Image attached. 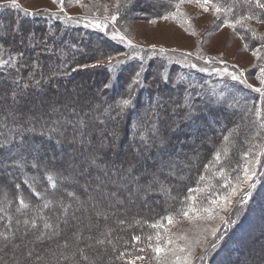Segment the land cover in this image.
<instances>
[{"label": "rangeland", "instance_id": "374dc122", "mask_svg": "<svg viewBox=\"0 0 264 264\" xmlns=\"http://www.w3.org/2000/svg\"><path fill=\"white\" fill-rule=\"evenodd\" d=\"M140 1L144 0H135V3L132 4L130 8L121 15L120 18H118L117 22V28L121 31V33L126 35V37L130 39L134 44L138 45V48L130 50L126 43H121L118 39H111V26L107 30L109 35H106L104 32H102L104 37L110 38L112 41L120 44L123 48L122 51L112 56L117 58H123L122 54L133 55L135 53H138L140 56L146 57L147 53L152 50L151 46L153 45L157 50L160 48H163L165 50L175 49L176 51L174 53H170V55L172 56L171 61L163 59L159 56H155L148 61V64L151 65L148 69L153 72L152 76L149 78V81H151V79H153V75L157 73V65H164L165 70L167 72L172 66H175L176 70H174L173 73L171 72V77L173 75V78H175L176 74L177 79L182 78V81L189 80V83H184L186 88L190 87L189 84L191 82L196 84L203 80L204 86H206L208 91L211 90V92L218 95V97H222L219 94L223 92V96L225 98H230V102L232 104L235 101H238V106L241 107L238 111H212L215 116L213 122L214 125L218 126L222 124V120L224 121L225 116L230 121L227 125V129L229 130L226 129L227 131L225 135H219L216 138L215 143L217 142V144H219L218 146H220V144L221 146H223L227 143L228 149L234 147L233 144L236 142L238 143V141H240V157L238 161H236L235 166L237 164L242 165L244 163V161H242L243 152L249 151V149H251L253 155H255V153L258 151L255 145L264 144V134L257 135L258 132L264 133V128H261V121H264V98H262L260 94L252 91L251 89L245 88L243 85L232 81L228 76H218L215 72L211 71V68L224 67V65L218 63L220 60H223L226 62L227 66H229L230 71L232 70L231 66L235 65L237 70H243L245 72L246 79L249 84H252L253 87H260L259 81L256 79L258 69L253 68V65L257 63V61L256 58L252 55L251 51L252 49H255L260 42L254 40L250 32L245 33L244 29L240 28L239 26L236 28V30H233L232 28L224 25L225 19L232 20L236 18H231L228 15V12H222L221 14H219V18H217V14H214L211 8L208 12H204L203 9L199 8L195 3H183L180 8V12L182 13V15L176 16L175 18L162 19L161 17L164 16L166 13L155 17L148 16L145 12L142 11V7L139 4ZM3 2H5V0H0V3ZM17 2L19 3L22 9H27L28 11L32 12L40 11L41 14L36 15L40 17L48 16V14L44 13L43 11L45 9H47L49 12H56L58 10L57 5L53 4L52 0H17ZM82 2L85 5L84 8H81L79 5L68 4L66 0L65 12L67 13V15L72 16L73 18H87L79 19V22H76V20L69 21L70 23L84 25L87 20H91L93 18L97 20H102L105 15V7H107L108 13H114L117 10L115 7L117 0H82ZM121 2H123V0H121ZM262 2H264V0H262ZM219 3L223 4L222 0H219ZM169 11L175 12V8L173 7V5L172 7L170 6L169 10L167 9V13ZM258 12H264V10L258 9ZM151 21L155 22L153 23ZM245 23L249 24L251 28L255 29L258 34H264V23L257 24L254 20L246 21ZM90 28L95 29L93 27ZM125 29H127L126 32L124 31ZM193 31L195 32V35L191 34ZM242 35L245 37L244 39L241 38ZM245 43L249 44V50H245ZM75 44L78 47V43ZM53 45H51V47ZM96 47L101 46L99 44H91L90 51L93 53L98 52V49ZM141 49H144L146 51L141 52ZM197 51H199V53L204 57H215L216 62L212 63L211 65H208L205 64L203 60L196 59ZM58 52L62 56L69 55L70 53L67 49L63 51H60L59 49ZM181 53H192L193 55L188 59L191 63L197 64L198 68L193 69L184 66V57L180 55ZM131 62H135L138 65L139 59L137 58L129 61V63ZM129 65L131 64H128V66ZM199 67H207L209 68V71L200 72L198 70ZM48 71L49 73H53L52 69L50 70V68ZM172 80H170L167 87H165L164 89L160 88V91L168 94L167 99L170 100L169 103L171 104H169V107L171 109L170 116L174 118V114H178L180 112L179 108H181L177 107V105H189L190 102H192V99H194V97L197 95L196 93L190 95L188 91L186 92V95L184 94V96L177 95L174 91H172V86L174 84V81ZM86 84L92 85V82L86 81L84 78H68L63 80L61 83H52L50 85L51 96L47 102L44 101L45 97L41 95V92H43L42 90L45 89L46 85L38 87V89L35 88L31 90V92L29 93L31 94V97L29 102L27 103L19 102V96L26 95L24 93L29 92V89L27 91L21 90L24 86L20 85L21 87H19L18 89L16 99L18 101L19 107L28 111H25L26 116L27 114L38 116L40 108L47 106L49 109L48 111L50 112L52 107H63V99H65L66 97L69 98L70 95H74L77 92L83 91V93L86 94V98L84 102H76V104L74 105L77 106V104H81L84 106L85 103H89L90 100H93V97L91 96V92L89 89L87 90L83 88V85ZM225 85H229V88H226ZM13 87L15 86L9 87L8 90L10 98L0 99V106L2 107V110L0 111V119L3 118L2 111L9 113V109H11L12 107L11 90ZM204 90L206 91V89ZM71 100L72 103H75L72 98ZM64 110L65 111L62 112V116L60 119V122L62 124L65 120H69L71 118H69L68 116L72 115V112L69 107L65 108ZM147 110V112L152 114L155 113V111L157 112L158 110L163 111V107L157 108L153 103L150 105V109ZM258 110L261 113L259 120L257 119ZM220 115H223V117H220ZM17 116L19 117V113H17ZM101 119L103 120V118ZM101 119L95 118L93 120H85L87 127H94L97 133V135L94 136L91 141H87V138L89 137L84 132H82L85 127L81 125L75 127L76 129L74 131L67 132L66 139L68 142L72 143V145H75V148H70L67 151L59 152L55 148H57L56 146L59 144L63 145L62 140H59L60 143L56 144V140L50 139V141H53V146L48 147V142L43 141V147H47L50 149L48 159L50 161H59L62 165V168L65 169V176H68L71 173L74 176L75 180L78 179L79 188L81 187V185H84L86 181L90 185H94L95 183L101 184L104 182L111 185L110 191L106 192V194L112 195V192H116V195H121L120 193L121 191H123V189L126 190V187H132V190H130L132 194L127 197V194L123 193L122 197H120V200H118L117 202L118 204H120V208L126 210L127 208L134 209V206H138V204L148 203L150 200H162L164 199V197L168 198V190L161 191L158 197L156 196V194H153L155 193L153 188L157 187V185H154L152 190L147 192L144 191L141 187L138 188L136 184V177L139 175V173H136L135 176H133L132 178L128 177V173L124 171V169L128 168L127 161L133 160V157L136 156L135 149H132V142L126 144L120 141V135H110V133L115 132V125L112 122H108L105 120L103 121L104 123L98 125V122L101 121ZM48 127L51 126L48 125ZM60 128H65V124L63 127ZM181 130L183 129L180 128L178 129V131H175V128H172V131L175 132H181ZM243 133L245 136L243 135ZM172 136L170 137V140L172 141H180L184 139L183 136H179L178 138H176L177 136ZM211 137L212 136L206 134L204 138H201V140L194 144H192V140L187 138L184 145L179 148L178 153L175 152L173 155L169 154L163 157L166 163L170 160L174 166H176L177 164H181L183 168L182 173H179V171L176 170V175L169 177L167 175L169 169L168 167H165L163 172L160 174V179L164 181L165 186H171V178H177V180H182L186 178V176L184 175L186 173V170L190 168L192 169L194 166L197 165L200 150L202 148H208L210 146L209 140L211 139ZM225 137H229V140L225 141ZM80 142H84L85 144L89 142L91 144H89L88 148L85 149L81 146H78ZM215 143H213V146ZM8 148H12V145H9ZM98 148H105L104 152L108 156V159H102L101 161L111 165L110 167H112V169H115V171L108 174L102 172V174L95 175L94 177L92 175L90 176V172L92 169L89 168V161L92 157H95L97 159V156L95 154H91V152L92 150ZM225 148L226 145L223 147V149H221V153L224 151ZM143 150H145L144 147H142V151ZM2 151L3 149L0 151V153H2ZM157 153L158 149H156L151 156L145 154L146 156L150 157L147 162L150 166L153 164L152 158H155L157 160L160 159ZM230 153H228L227 157H230ZM128 154H132L131 159L128 158ZM183 154H185L186 156H184ZM208 154L212 155L210 151H208L207 155L205 156L206 160L204 162V166L209 165L207 164ZM232 156H234L233 152ZM227 157L222 153L221 160L225 158L227 159ZM8 165L9 166L7 167V169L0 168V177H4L0 178V192L3 194H9L10 192V186L7 185L6 182L15 179V167L11 164V161H8ZM215 165L217 164L213 163L210 167H208V171H205L206 169H200L197 173L198 176H203L205 184H209V187H211V184L215 185L214 176L220 175V172H216L215 170H213L212 167H214ZM217 167H219V165H217ZM227 168L228 171L229 169L232 170V166ZM84 170L87 171L83 176H81L80 173ZM256 171L259 174L256 180L257 187L254 190L253 197L250 199L249 203L246 206H236V201L239 200L240 195H242L243 190H245L246 188L244 184H241V192L231 198L232 203L228 205L225 210H217V216L214 219L189 220L185 219L182 215H175V222L173 225H168L166 221L164 222V228L167 229L166 232L164 231V228L155 229V233L151 235L153 236V240L151 242L152 245L155 246L156 244L155 235L157 231L162 233V247L164 246L163 241L168 239L169 237L174 238L176 235H184L188 238L189 242L191 243V258L193 260V264H200L197 258L204 253L206 245L210 244L213 239L208 233L204 232L203 229H211L212 227L220 225L221 221L219 217H224L225 219L230 218L232 221H234V223L229 224L227 229L221 227L223 238L218 242V247L215 250H210L205 256L204 264H252L250 263V261L256 262V264H263L261 262L258 263V259L264 256V248L262 247L260 250H258V241L255 240L257 236L256 233L258 232V229L256 230V228H258L259 226L258 223L256 227L254 225L253 228H250L246 231V233H249L252 236L245 239L246 246L244 248L239 247L236 243H233L232 241V239H235V234H238V232L234 231L230 234L231 237L227 236V234L233 229L238 230L236 228H238V226L242 223V220L245 217L248 219L250 217L249 213L252 207L254 206V199H256V192L258 191V186L264 178V157H261V164L256 166ZM9 173L11 175H9ZM235 175L236 173H234L233 177ZM144 184H147V179L142 177L140 180V185L144 186ZM135 185L136 188H134ZM220 185H222V183H219V186ZM204 186L205 185H201L200 188L207 191ZM92 189H96V187H93ZM83 193L84 191L82 192V194ZM94 193L95 192H92L91 194L93 195ZM102 193L105 194V191H103ZM196 195H198V193H196ZM83 196L89 198V196L85 193ZM2 214L5 215L6 213L2 212ZM134 236L135 235H133V237ZM133 237L131 238L132 241H128L127 243V250L123 246L119 247L116 250V256H119V253L122 251L132 253L131 256H126L124 258L119 259L123 261V264H126L127 260L133 259L136 255H154L151 249L148 248L149 242L147 240V235H142L141 241L135 243L133 242ZM34 238L35 237H32L31 235L30 238L28 237V240L26 238L21 240L18 234L16 243L19 245V247L13 248V246H9L7 250H0V264H50L51 261H54L55 256L58 257L57 259H59L61 252L64 250L58 247V245L60 244H56L54 242L51 245V242L48 241L36 243L35 245L27 243V241L30 242L34 240ZM177 243L183 245L184 241H177ZM107 246L108 243L106 242L103 245L99 244V248H101L99 251L103 252V249H105ZM140 247L145 248L146 253H139L137 249ZM32 248H35V251L32 252L31 257L29 258L28 252ZM49 248H52V250H50ZM252 250H254L255 252H253ZM165 255L173 262L175 261V258L172 256V253H165ZM37 256L40 257L39 260H37ZM100 262H94V264H106L105 260H103L101 263ZM135 264H156V262L155 260L146 259L144 261L137 260L135 261Z\"/></svg>", "mask_w": 264, "mask_h": 264}, {"label": "trees", "instance_id": "16d2710c", "mask_svg": "<svg viewBox=\"0 0 264 264\" xmlns=\"http://www.w3.org/2000/svg\"><path fill=\"white\" fill-rule=\"evenodd\" d=\"M176 2V0H144L140 1L139 4L142 7V11L146 13V15L155 17L160 16L163 13H167V9H170V6ZM223 4L225 6L236 4V7L234 8L232 13H228V15L231 18H235L236 15H241L245 12H247L249 9L246 5H243L238 2V0H222ZM253 11L258 12V9L252 8ZM19 20L21 23V27L23 29V35L25 37L24 43H21V36L16 35L15 38L10 34H5L4 25H8L10 23H14L15 21ZM69 23V24H67ZM31 30L34 35L35 39L31 42V45H29L25 51H24V59L22 61H19V63H26L27 67L20 68L19 71H17V67H2L0 68V99L10 98L9 95V87L15 86L13 81L17 80L18 78L21 79L20 85L24 86L25 84H28V87H22L21 90H28L29 92H25L23 96H19V102L20 103H27L30 100L32 89H35L36 87L34 83H31V79L34 78L35 80H40L41 85L39 87L45 86V89L42 90L41 95L44 96V101H48L51 96V90L50 85L52 83L56 82H62L65 79L68 78H74V79H85L86 81L92 82V85H83V88L89 89L91 92V96L93 97V100H90L89 103H85V105L76 104V102H84L86 98V94L82 92H77L74 95H70V97L75 101V103H72L71 98L66 97L63 99V107H56L58 111L55 114L48 111V107L40 108L38 112V116L41 117L39 120V123H36L33 121L32 125L29 127H35L36 132L28 134L32 138H34L37 142H40L41 137L39 135L40 131L42 129H48L53 127H57L52 122L57 121L61 119L62 112L65 111L64 109L69 107L71 110V116H68L73 123L71 124H65V128L61 129L58 127V131L55 133H49L43 138V141L48 142V146H53L52 140H62L63 145L59 144L55 148L59 152L67 151L70 148H75V145H72V143L68 142L66 139V134L68 131H74V125L75 127H78L76 125V121L80 118H83L84 120H93L95 118L101 119V121L98 122V125L104 123L103 121L112 122L115 127V133L116 135H120L121 142L129 143L132 142V149H135L136 153L138 151H142V147L145 148L143 150V155L148 154V156H151L152 153L157 149V147L152 146L154 141L151 139V137L154 136L153 132V125L155 127L159 128L161 135L166 134L167 138L170 140V137L173 135H177L176 138L179 136H183L184 139L180 141H172V145H174V150L170 152V154H174L175 152L178 153V150L181 146L184 145L185 141L188 139L192 140V144L197 143L199 140H201V137L196 139L195 135L197 131L200 129L202 132H205V135L208 134L211 137L209 140V147L208 148H202L199 153V160L196 166H194L192 169H187L186 173L184 174L186 176L185 179L177 180V178H171V186H165V189L169 192V197H164L162 200H150L148 203L145 204H138V206H134V209L127 208L123 209L120 208V204H118V200H120V197H122L123 193L127 194V197L130 196L132 190L130 187H126V190L123 189L121 191V195H116V192H112V195L106 194V192L110 191V184L108 183H95L94 185L91 184V189L93 187L97 188V185L103 186L104 193H94L93 195L96 196L97 200L101 201L102 207L106 208L108 210L109 216L108 219L105 220L103 216H100L99 218L95 215V211L92 208H89L87 211L79 210L76 211V216L80 217V225L79 228L82 230V236L84 239H82L79 242V247L85 249V254L88 257V261L84 262L80 260L79 255L75 257L74 260H64L61 258V255L59 259L58 257H54V261H51L50 264H94V262H102L105 260L106 264H123L122 260L116 259V250L119 247H124L126 250L128 249L127 243L128 241H132L131 238L133 235L135 236H142V235H153L155 233V229L151 227L153 223H158L162 217H165L169 214H175L178 209H180L181 204L180 202L188 196V190L190 188H197L201 185H205L204 187L206 189L209 188V184H205L204 178L203 181H201V177L197 175L200 169H206L204 166V162L206 160V155L208 151L212 155L208 154L207 158V164L211 165L214 163V153L220 151L223 149V146H218L217 142L215 143L216 138L222 134L225 135L227 129V125L229 124V120L226 118L224 121L222 120V124L220 125H214V114L213 111L217 109H221L224 112L226 110L230 111H238L241 107L240 106H233L230 107L229 105L232 104L230 101V98H225L224 96L218 97V95L214 94L204 86L203 80L199 83H193L191 82L189 85L190 87L186 88L184 83H189V80H181L176 78H173V75L171 77V72L173 73L174 70H176L175 66H172L170 70L167 72L169 75V79L174 81V83L177 85L176 87L172 88V91H174L179 96L186 95L187 91L188 93L195 94L197 96L192 99V102H190L191 108H188V105L179 108V113L174 114V118L170 116L171 109L169 107V101L167 99L168 94L163 93L160 91V86H165L164 83L160 82L159 77L157 76V73L153 75V79L149 81V78L152 76L153 72L149 69V74L147 75V72L144 74L146 79L144 83L146 85H150V87H140L136 88L135 93L133 95V105L131 109H126L125 113L123 114L122 118L118 120L111 119L112 116L115 115V111H112L110 113H105V109L108 107L109 104H114L115 101L120 97L121 93L127 94L125 92L124 87V79L129 78L127 77L128 72H125L126 75L121 78L120 85H117L116 87H111L108 89L104 88V84L107 82V74L103 68H89L84 69L81 71H78L76 73H73L70 77H64L62 75L63 71L65 70L64 65L67 64L70 67H74L77 63L83 64V63H93L96 58H99L100 54L103 53L105 57L108 55H114L116 53H119L122 51V46L114 41H112L110 38L104 37L102 32L92 29L90 27H84V25H77L72 24L69 21L61 20V19H50L49 16H24L22 13L11 9V8H0V44L3 45V48L5 51H0V59H8L9 53L15 54L16 52L20 51L21 49L25 48V45L28 44L27 35L28 31ZM19 36V37H18ZM18 40H17V39ZM40 41H46L47 46L51 51L45 52L42 51L44 44L39 43ZM78 43V47L76 49H73L71 47L72 44ZM54 44V45H53ZM91 44H99L101 47H96L98 49V52H91ZM51 45H53L51 47ZM94 48V49H96ZM69 50V55L62 56L58 50ZM82 50V51H81ZM75 54V59H73V56ZM38 59V67L33 68V61ZM131 65H127L126 67L130 70L132 68H135L137 66V63L131 62L128 63ZM52 69L53 73H49ZM173 69V70H172ZM172 70V71H171ZM32 73V77H30L29 73ZM176 72V71H175ZM51 78V79H48ZM172 78V79H171ZM196 78V77H195ZM176 79V81H175ZM199 80V79H198ZM159 82V83H158ZM161 83V84H160ZM85 86V87H84ZM168 86V84L166 85ZM21 87V86H20ZM206 89V91L204 90ZM30 95V96H29ZM21 98V99H20ZM21 100V101H20ZM92 101V103H91ZM157 101L160 102L161 107H163V111H155V113H149L147 112V109H150L151 104H155ZM62 102V103H63ZM168 102V104H167ZM72 104V105H71ZM171 105V104H170ZM89 106V107H88ZM173 106V104H172ZM2 107L0 106V111ZM211 108V110H210ZM74 110V111H73ZM191 111L193 117H206L205 119L200 120H193L186 119L185 118V112ZM213 110V111H212ZM26 111V110H25ZM182 111V113H181ZM3 118L0 119V145H4L7 143V139H12L13 143H15L14 139V131L13 129L16 128V125L13 124L12 119L8 112L2 111ZM28 112V111H26ZM28 115V114H27ZM227 115V113H226ZM231 115V114H230ZM45 117V118H43ZM220 117H223V115H220ZM228 117V115H227ZM230 117V116H229ZM17 118H19L17 116ZM51 126V127H48ZM207 126V127H206ZM192 127V128H191ZM81 128V127H80ZM172 128H175V131L180 128L181 132H175L172 131ZM194 129V130H192ZM213 130L217 129V132L215 134H209L206 133L207 130ZM227 129V130H226ZM113 130V131H114ZM89 138H87V141H91L94 136L97 135L96 130L94 127H86L84 130H82ZM143 132L145 135V139L148 142L147 147L141 144L140 140V133ZM152 133V134H151ZM214 135V136H213ZM244 135V133H243ZM247 135V133H246ZM172 136V137H173ZM245 136V135H244ZM50 137V138H49ZM7 138V139H6ZM68 138V137H67ZM223 141V140H222ZM155 143L158 144L159 140L156 139ZM181 143V144H179ZM213 143L214 146H213ZM58 144V143H56ZM91 143L85 144L84 142H80L78 146H81L82 148L87 149L88 145ZM12 145L8 144L7 146ZM241 142L238 141V143H234L232 148H228V153L231 151L234 153V156H232V152L229 154L230 157H227V159H222L221 162L223 164V167L225 169L227 167H231L232 169L235 166L236 161H238L240 155ZM47 147H43L44 149V155L46 156V159L52 167L53 171L59 170L62 171L64 174V168H62V165L59 161H50L48 159L49 151L50 149ZM2 148H0V151ZM105 148H98L95 150H92L91 154H95L97 156L96 159V165L91 166L90 169V176L98 175V174H108L115 171V169H112L108 163L102 162V159L107 160L108 156L105 154ZM131 153V152H130ZM223 153V152H222ZM241 153V152H240ZM132 154H128V158L131 159ZM136 155V154H135ZM186 156L185 154H183ZM150 158V157H149ZM29 163H27L23 169L15 168V179L12 181H7V185H9L10 192L7 194V200L11 201V203H6L4 194L0 192V208H7V212L5 215L2 214L3 211H0V216H4L7 218L8 215H12L13 219L11 223L13 226L15 225V218L18 214L15 213V209L19 204V200L17 199V190H16V183H19L21 185L22 189V195L23 198L30 203V209L25 210L27 213V217H31L33 215L32 208H35L37 204L42 203V201H39L34 195L31 194L30 189L27 185L24 184V180L27 177L35 176L37 175L36 171L31 166V157H27ZM10 161V160H9ZM148 162V161H147ZM216 166V167H215ZM213 170L216 172H219L218 169L220 167H217L215 165ZM27 167V168H26ZM175 169L179 171V173H182V166L181 164H177L175 166ZM231 169H229L230 171ZM208 171V168L205 170ZM228 171V172H229ZM232 171V170H231ZM230 171V172H231ZM127 174V173H126ZM42 175V174H41ZM129 177V174H127ZM234 175V173H233ZM135 176L132 175V177ZM3 177V176H2ZM0 177V178H2ZM131 177V178H132ZM4 178V177H3ZM6 179V176H5ZM170 179V178H169ZM4 180V179H3ZM215 185L211 184L212 188L218 189L219 183L223 184L224 180L221 178L220 175L214 176ZM213 180V182H214ZM78 181V179H76ZM79 182V181H78ZM212 182V183H213ZM145 185V184H144ZM157 187H154L153 190L155 191L156 196L158 197L161 190L160 186L156 184ZM76 186V187H75ZM40 191H44L45 188H48V182L45 180L43 183L38 185ZM136 188V185L135 187ZM143 188V185L141 186ZM65 189L68 191H75L76 194L79 196L81 201H86L89 198L84 197L83 188L78 187V183H63L58 184L57 189H50L49 191L51 193H54V195H50L48 198L53 200H59L61 197H64V203L65 204H71V209L69 210L67 214V220L68 223L64 224L61 223L62 228V235L59 237L53 238L52 240H44L56 243V244H63L65 241H67L68 247L63 250L64 254L67 255L69 252H71L74 247L76 246V237L73 236V233L77 232V221L72 219V212L77 209V203L74 200H71L66 196ZM72 189V190H71ZM157 190V191H156ZM82 191V192H81ZM104 194V195H103ZM107 196L106 199H101V197ZM199 195V193H198ZM254 206L252 207L250 213H249V219L244 218L242 220V223L238 226V230H234L238 232L236 233L234 237L235 239H232L233 243H236L239 247L244 248L246 245L245 239L251 237L249 233H246L247 230L250 228H253V226L259 224L258 232L256 233V241H258V250H260L262 247L264 248V178L262 179V182H260L258 186V191L256 192V199H254ZM109 204L112 205V207H109ZM136 207V208H135ZM60 208L58 206L53 205L49 209H44V214L49 217L53 223H55L56 217L60 214ZM20 219H24V216H20ZM123 220L124 223L120 224L119 221ZM7 222V219L0 220V231H4V224ZM111 229L110 234L105 237L102 234L105 232H108V230ZM39 230L43 229V222L38 220V229L37 231H30L28 233V237L32 235V237L36 236L39 232ZM48 231V230H44ZM233 231V232H234ZM91 236L93 239L88 240L87 237ZM28 237H24L28 240ZM231 237V236H230ZM96 239H104L106 243L110 239L111 243H108V246L103 249V252H100L99 250V244L96 243ZM113 241V242H112ZM17 242V241H16ZM19 242V241H18ZM28 242V241H27ZM40 243V242H38ZM86 244H90L91 247L85 248ZM113 244V245H112ZM12 245L9 244L7 247H5L4 243L0 242L1 251L7 250V248ZM112 246V247H111ZM114 246V247H113ZM52 250V248H49ZM255 252L254 250H252ZM53 253V252H52ZM54 254V253H53ZM115 254V255H114ZM42 256V254H41ZM220 256V255H219ZM222 257V256H221ZM53 259V258H52ZM251 260V259H250ZM255 261V260H254ZM100 262V263H101ZM261 262L264 264V256L258 259V263ZM252 264H256V262L250 261Z\"/></svg>", "mask_w": 264, "mask_h": 264}, {"label": "snow or ice", "instance_id": "6c2138e0", "mask_svg": "<svg viewBox=\"0 0 264 264\" xmlns=\"http://www.w3.org/2000/svg\"><path fill=\"white\" fill-rule=\"evenodd\" d=\"M239 3L246 5L248 7V11L245 12L243 15H236L235 19L224 20V25L227 27L232 28L233 30H236V28L239 26L240 28L244 29L245 33L250 32L251 36L254 40L259 41L260 43L255 49H252V55L256 58L257 63L253 65V68L258 69V72L256 74V79L259 81L260 87H253L252 84H249L245 72L243 70H237L235 65H232V70H229V66H227L226 62L223 60H220L218 63L224 65V67L217 68L212 67L211 71L215 72L218 76L224 77L228 76L230 79L234 82H237L240 85H243L245 88L251 89L252 91L260 94L262 98H264V34H258L255 29L251 28V26L246 21L254 20L257 24L264 23V12H256L253 11L252 8L264 10V2L262 0H238ZM52 3L57 5V11L56 12H49L47 9L43 10L44 13L48 14L49 18H56L61 19L65 21H73L76 20V22H79V19H87L86 17L82 18H73L72 16L67 15L65 12V4L66 0H52ZM68 4H75L79 5L81 8H84L85 5L83 4L82 0H67ZM135 3V0H117L116 2V12L114 13H108L107 7H105V15L102 20L97 19H91L87 20V22L84 24V27H93L95 29H98L100 32H104L106 35H109L108 29L111 26L112 31L110 33V38L113 40L118 39L121 43H126L129 49H136L138 48V45L134 44L130 39L126 37V35L122 34L121 31L117 28V22L118 18L121 17V15L126 12L132 4ZM183 3H195L199 8L203 9L204 12H208L211 8L214 14H217V18H219V14L222 12H228L232 13L234 8L236 7V4L225 6L221 3H219V0H176V2L173 4V7L175 8V12L169 11L164 16H162V19H169V18H175L176 16L182 15L180 12L181 5ZM0 8H11L14 10H17L18 12H21L24 16H36L40 15V11L32 12L28 11L27 9H22L17 2V0H5V2L0 3ZM155 22V21H151ZM5 34H10L15 38L16 35L21 36V43H24L25 37L23 35V29L21 27V23L19 20L15 21L14 23H10L8 25H4ZM187 30V29H186ZM125 32L127 29L124 30ZM191 34L195 35V32L193 31ZM242 39L245 37L242 35ZM35 39L34 33L29 30L27 35L28 44L25 45L24 49H21L20 51L16 52L15 54L9 53L8 59H0V68L8 66V67H17V71H19L20 68L27 67L26 63H19V61H22L24 59V51L25 49L31 45V42ZM39 43L44 44V47L42 51L48 52L51 51V49L48 48L46 41H40ZM71 47L73 49L77 48L76 44H72ZM245 50H249V44H244ZM151 51L147 53V56H140L138 53H135L133 55L128 54H122L123 58H117L112 55H108L105 57L103 53L100 54L99 58H97L93 63H77L74 67H70L65 64L62 75L64 77H70L73 73H76L78 71L89 69V68H103L107 74V82L104 84V88L108 89L111 87H116L117 85H120L121 78L125 76V72H128V76L130 78L124 79V87L126 95L124 93L120 94V97L115 101L114 104H109L108 107L105 109V113H110L112 111H115V115L111 117L113 120H118L122 118L123 114L125 113L126 109H131L133 105V95L135 93L136 88L140 87H150V85H146L144 83L146 77L145 73L148 70V68L151 66L148 64V61L151 60L155 56H159L163 59H167L169 61L172 60V56L170 53H174L176 50H165L163 48L156 49L155 46H151ZM0 51H5L3 48V45L0 44ZM82 51V50H81ZM141 52L146 51L144 49L140 50ZM181 56L184 57V66L196 69L198 68V65L195 63H191L189 61V57H191L192 53H181ZM139 59V64L132 69H128L126 66L128 65L129 61L133 59ZM38 59L34 60L33 68L38 67ZM73 59H75V54L73 56ZM196 59L203 60L205 64L211 65L212 63L216 62L215 57H204L202 56L199 51L196 53ZM179 63V61H178ZM200 72H207L209 71V68L207 67H199L198 69ZM30 77H32V73H29ZM157 76L160 79V82L167 85L170 82L169 75L167 71L165 70V66L160 64L157 65ZM51 79V78H48ZM182 79V78H181ZM31 83H34L36 87H39L41 85L40 80H35L34 78L31 79ZM15 87L12 88V107L9 109V115L12 119V122L14 125H16V128L13 129L15 135V143H13L12 139H7V143L4 145H0V148L3 149L2 153H0V168L7 169L8 161H11V164L15 168L23 169V167L29 163L27 157H31V166L36 171L37 175L27 177L24 180V184L28 186L30 189V192L32 195H34L39 201H42V203L37 204L35 208H32L33 215L31 217H27V213L25 210L30 209V203L27 202L22 195V189L21 185L19 183H16L15 187L17 190V199L19 200V204L15 209V213L18 214L15 218V225L11 223L13 216L8 215L7 218L4 216H0V220L7 219V222L4 224V231H0V242L4 243L5 247H7L9 244L13 246V248L19 247V245L16 243V240L19 238L21 240L24 239L28 235L30 231H37L38 229V220L43 222V229L48 230H39L38 234L35 236L34 240L27 242L35 245L36 243L40 242L42 243L44 240H52L53 238L59 237L62 235V228L61 223L67 224V214L69 210L71 209V204H65L64 203V197H61L59 200H53L49 199L48 197L50 195H54V193H51L49 191L50 189H57L58 184L63 183H78V181L75 180L74 176L70 173L68 176H65L62 171L56 170L53 171L52 167H50L46 156L44 155V149H43V138L48 135L49 133H55L58 131V127H63L64 124H71L73 121L71 120H65L63 124L57 120L53 121L52 123L54 125H57V127H51L48 129H42L39 133L41 140L40 142H37L34 138H32L30 135L31 133H35L36 129L35 127H29L30 124L35 121L36 123H39L40 118H42L43 113L41 114V117H36L33 115H25V110L21 107H19L18 101L16 99L18 89L20 87L21 79L18 78L17 80L13 81ZM28 84H25L24 87H28ZM177 85L174 83L173 87H176ZM226 88H229V85H225ZM220 96H223V92L219 94ZM230 107L238 106V101H235L233 104L229 105ZM155 107L159 108L161 107V104L159 101L155 103ZM177 107H184L182 105H177ZM188 108L190 109L191 106L188 105ZM58 111L57 108L52 107L51 113L55 114ZM74 111V110H73ZM17 113H19V118H17ZM261 116L260 111H257V119L259 120ZM185 118L193 120H200L205 119L206 117H193L191 111L185 112ZM76 124H79L83 127H87L85 120L83 118L78 119ZM261 128H264V121H261ZM75 129V125H74ZM153 132L154 136L151 137V139L154 141L153 145L154 147H157L158 149V156L160 157L159 160L153 159V164L150 166L147 161L149 160L148 156H144L142 151H138L136 153V156L133 157V160L127 161L128 168L124 169L129 174V178L132 177V175L139 173V175L136 177V184L138 188L141 187L140 180L141 178L147 179V184L143 186L144 191H151L153 186L156 184L160 185L161 191H167L164 186V181L160 179V174L163 172L165 167H168L169 171L167 175L169 177L176 175V169L175 166L171 163L169 160L167 163L163 159L165 155H169L172 150H174V145H172L171 140L167 138V135H161L159 128L155 127L153 125ZM264 133H257V135H261ZM110 135L115 136L116 133H110ZM50 138V137H49ZM158 139L159 143L156 144L155 140ZM140 140L141 144L147 147L148 142L145 139V135L143 132L140 133ZM229 137H225V141H228ZM57 143L59 144L60 141L57 140ZM8 144H12V148H8ZM255 147L258 149V151L253 155L252 150L249 149V151L243 152L242 154V161L244 163L237 164L235 168L232 169L231 172H228L227 169L223 167V164L221 162V155L222 153L220 151L214 153V163L217 165H220L218 171L220 172L221 178L224 180V183L219 186L218 189L209 187L207 191L200 188L199 186L195 189L190 188L188 190V196L185 197L181 202V207L178 209V211L175 214H169L165 217H162L161 220L158 223H153L151 225L154 229H160L164 228V222L166 221L168 225H173L175 222V215H182L185 219H196V220H211L214 219L217 216V210H225L228 205L232 203V197L236 196L239 192H241L240 185L244 184L246 186L245 190H243L242 195H240L239 200L236 201L237 207H244L246 206L250 199L254 195V190L257 187V177L258 173L256 171V166L261 164V157H264V144H258L255 145ZM118 155V152H117ZM223 155H228V149L225 148L223 151ZM138 157V158H137ZM96 165V158L92 157L89 161V168L91 166ZM211 165H205V168L207 169ZM87 170H84L80 173L81 176L85 174ZM233 173H236V175L233 177ZM42 174V175H41ZM9 175H11L9 173ZM201 181H203V176L200 178ZM48 182V188H45L44 191H40L38 185L43 183L44 181ZM83 188V191L86 195L89 196V199L86 201H81L79 196L76 194L75 191H68L65 189L66 196L70 198L71 200L76 201L77 203V209L72 212V219L77 221V232L73 233V236L76 237V246L74 249L69 252L67 255L64 254V252H61V258L64 260H74L77 255H79L80 260L87 262L88 257L85 254V249L79 247V242L84 239L82 236V230L79 228L80 225V217L76 216V211L84 210L87 211L89 208H92L95 211V215L99 218L100 216H103L105 220L108 219L109 213L108 210L101 205V201L96 199L95 195H92V192L96 193H102L103 188L101 185H97L96 189H91V185L86 181L84 185H81ZM196 193H199V195H196ZM5 202L11 203V201L7 200V194H4ZM107 196L101 197V199H106ZM53 205L58 206L60 208V214L56 217L55 223L52 222V220L47 217L44 214V209H49ZM109 207H112L111 204H109ZM0 211L7 212V208H0ZM20 216H24V219H20ZM221 224L215 227H212L211 229H203L204 232L208 233L213 239L210 244H207L204 250V253L198 257L200 264H204V258L208 254L210 250H215L218 247V242L223 238V233L221 232V227L224 229H227L229 224L234 223L230 218L225 219L224 217H219ZM120 224H123L124 221L120 220ZM111 229L108 230V232L103 233L102 235L107 237L110 234ZM164 231L166 232L167 229L164 228ZM161 236L162 233L157 231L155 235V246L152 245L153 236L149 235L147 237L148 240V248L151 249L152 253L154 255L148 256V255H136L133 259L127 260L126 264H135V261H144L146 259L155 260L156 264H193V260L191 258V243L189 242L188 238L184 235H176L174 238L169 237L168 239L163 241L164 246H161ZM88 240H92L93 238L91 236L87 237ZM142 239L141 236H134L133 242H140ZM177 241H184V244L181 245L177 243ZM108 243H111V240L109 239L107 241ZM96 243L103 245L105 243L104 239H96ZM58 247L62 249H66L68 247L67 241H65L63 244L58 245ZM91 247L90 244H86L85 248ZM35 251V248H32L28 252V257L30 258L32 255V252ZM139 253H146V249L143 247H140L137 249ZM172 253V256L175 258V261L173 262L170 260L165 253ZM132 253L127 251H122L119 253V256L116 257V259H121L126 256H131ZM37 260L40 259L39 256L36 257Z\"/></svg>", "mask_w": 264, "mask_h": 264}, {"label": "bare ground", "instance_id": "6f19581e", "mask_svg": "<svg viewBox=\"0 0 264 264\" xmlns=\"http://www.w3.org/2000/svg\"><path fill=\"white\" fill-rule=\"evenodd\" d=\"M147 72V71H146ZM149 74V71L147 72V75ZM165 87H167L166 85L165 86H163V85H161L160 86V88L161 89H164ZM210 110H211V108H210ZM219 110H221V109H217V111H219ZM223 111V110H222ZM217 132V129H211V130H207V132L206 133H209V134H214V133H216ZM177 135H175V137H176ZM204 136H205V132H202V130H198L197 131V133H196V135H195V138L197 139L198 138V140H199V137H201V138H204ZM179 144H181V143H179ZM234 231V229L232 230V231H230L228 234H227V236H231L230 234L232 233ZM223 241H225V240H223Z\"/></svg>", "mask_w": 264, "mask_h": 264}]
</instances>
